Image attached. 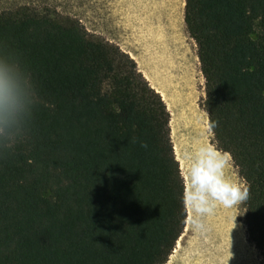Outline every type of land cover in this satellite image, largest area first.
I'll list each match as a JSON object with an SVG mask.
<instances>
[{"label":"trees","instance_id":"obj_1","mask_svg":"<svg viewBox=\"0 0 264 264\" xmlns=\"http://www.w3.org/2000/svg\"><path fill=\"white\" fill-rule=\"evenodd\" d=\"M184 23L264 261V0H185ZM0 57L35 90L19 141L0 138V264H166L184 180L170 114L135 60L47 3L0 12Z\"/></svg>","mask_w":264,"mask_h":264},{"label":"rangeland","instance_id":"obj_2","mask_svg":"<svg viewBox=\"0 0 264 264\" xmlns=\"http://www.w3.org/2000/svg\"><path fill=\"white\" fill-rule=\"evenodd\" d=\"M25 3H47L75 17L90 34L118 45L135 60L170 114L171 142L185 185L186 153L202 142L215 143L197 46L184 23L185 0H0V12ZM228 174L244 182L232 159ZM190 216L187 210L184 231L166 264H264L248 241L243 202L218 208L199 232L192 231Z\"/></svg>","mask_w":264,"mask_h":264},{"label":"clouds","instance_id":"obj_3","mask_svg":"<svg viewBox=\"0 0 264 264\" xmlns=\"http://www.w3.org/2000/svg\"><path fill=\"white\" fill-rule=\"evenodd\" d=\"M35 90L30 74L18 60L0 57V138L16 144L30 119ZM214 127V125H212ZM141 147H147L142 143ZM187 178L181 203L191 213L193 232L205 228V218L218 208L231 209L247 200L249 187L233 179L231 155L215 143L202 142L186 153Z\"/></svg>","mask_w":264,"mask_h":264}]
</instances>
